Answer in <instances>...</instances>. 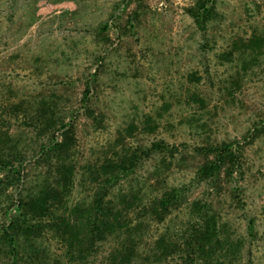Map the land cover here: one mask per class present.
<instances>
[{"label": "rangeland", "instance_id": "rangeland-1", "mask_svg": "<svg viewBox=\"0 0 264 264\" xmlns=\"http://www.w3.org/2000/svg\"><path fill=\"white\" fill-rule=\"evenodd\" d=\"M197 2L0 0V137L14 138L33 188L46 166L36 164L45 137L36 135L31 119L42 99L56 101V115L72 126V202L93 199L97 186L88 166L101 164L113 149L164 140L174 156L145 160L125 192L134 191L147 204L163 187L188 184L190 200L214 198L224 231L245 239L239 264H264V133L253 137L252 131L264 123V54L246 69L240 59H218L233 42L253 36L264 47V0H217L205 31L190 13ZM240 49L235 54L244 59ZM194 72L198 83L190 79ZM193 92L206 99L201 112L188 100ZM148 116L155 119L152 127L145 123ZM63 131L56 133L59 141ZM222 141L237 144L241 162L233 178L222 174L221 189L195 180L202 157L194 147ZM7 173L1 171L0 179ZM19 189L11 185L0 193V222ZM189 217L184 204L167 223ZM158 227L149 233L156 236ZM114 244L102 246L101 261Z\"/></svg>", "mask_w": 264, "mask_h": 264}, {"label": "trees", "instance_id": "trees-1", "mask_svg": "<svg viewBox=\"0 0 264 264\" xmlns=\"http://www.w3.org/2000/svg\"><path fill=\"white\" fill-rule=\"evenodd\" d=\"M197 3L190 13L205 31L207 22L217 14V0H198ZM241 41L233 42L231 48L219 54V61L234 63L240 59L244 69L256 65L260 54H264L262 39L253 36L242 44ZM236 49H240L239 55L247 59L237 57ZM190 79L196 83L201 81L196 72ZM88 93L89 88L85 97ZM188 100L193 102L195 113L201 112L207 104L197 92L191 93ZM165 107L169 106L165 104ZM89 115L100 122L91 108ZM192 115L195 117L196 114ZM153 122L152 116L145 121L150 127ZM31 123L36 135L45 137L35 156L36 164L46 166L41 181L37 179L31 189V180L22 172V156L15 149L14 138L0 137V172L8 171L0 179V193H6L11 185L20 187L17 198L4 208L7 220L0 222V264H96L97 259L98 264L241 262L245 239L224 231L226 224L222 226L216 201L211 196L190 200L188 184H181L163 187L159 196L143 204L134 191L125 192L133 185L125 187L126 182H130L129 178L145 160L158 155L174 156L175 152L164 140L153 141L149 146L113 149L101 164L88 166L97 186L93 199L72 202L76 176L72 126L56 115V101L52 99L40 101ZM133 127L132 122L129 128ZM62 129L63 140L59 141L56 133ZM252 131L253 137L264 133V123L255 125ZM194 150L202 157L195 173L198 182H213L222 189V174L230 179L239 172L241 151L235 142H209L197 145ZM184 204L190 212L188 221L175 226L168 224L175 211ZM161 224L163 226L158 227ZM152 225L158 227L156 236L149 233ZM254 225L250 219L248 234L251 237L255 236ZM50 240L57 243L58 251L51 249ZM112 242L115 243L112 250L105 262L101 261L102 246Z\"/></svg>", "mask_w": 264, "mask_h": 264}]
</instances>
